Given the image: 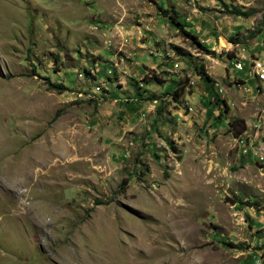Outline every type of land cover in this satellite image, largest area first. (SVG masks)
Returning a JSON list of instances; mask_svg holds the SVG:
<instances>
[{"label":"rangeland","instance_id":"1","mask_svg":"<svg viewBox=\"0 0 264 264\" xmlns=\"http://www.w3.org/2000/svg\"><path fill=\"white\" fill-rule=\"evenodd\" d=\"M263 17L0 0V264H264V162L243 153L264 157Z\"/></svg>","mask_w":264,"mask_h":264},{"label":"trees","instance_id":"2","mask_svg":"<svg viewBox=\"0 0 264 264\" xmlns=\"http://www.w3.org/2000/svg\"><path fill=\"white\" fill-rule=\"evenodd\" d=\"M224 5V11L228 14L231 15H235V16H248V12L246 11H242L239 8H231L229 9L227 7V5L225 3H223ZM161 6V5H159ZM163 10L164 13H166V9H164L163 7H159ZM172 10V14L171 17H169L168 21L170 24H172L173 26H175L176 29H178V31H180L181 33H183L184 35H186L187 37H190V39H192L196 44H198L200 46V41L198 40V37L191 33L187 28L189 27L188 24L185 22V20L181 19L179 20V14L176 10H174L173 7H170ZM262 22H264V17L262 18ZM203 46V45H201ZM235 59H233L234 61ZM243 64V62H242ZM244 65V64H243ZM197 74L200 78V80L202 82L205 83H212V78L209 77V75L204 71L202 65L198 68L197 70ZM238 82H243L242 79H238ZM160 82V81H159ZM48 85L50 88H54V89H58V90H62V88L59 87V84L55 83V82H48ZM183 86H177L170 94L172 96L173 99H178L181 94L183 93ZM213 103L218 104V107L220 109V111H228V106L226 105L224 100H218V99H214ZM160 110V109H159ZM160 113V112H159ZM220 113V112H219ZM221 114V113H220ZM230 127H231V131H233L234 136H238L240 135L245 129H246V125L243 119H232L230 122ZM171 148L174 149V147L171 145ZM123 185H125V183L123 182ZM125 188V187H124ZM250 204V203H249ZM254 204V203H253ZM253 204H251L250 206H254ZM225 245L227 246H234L233 243L231 242H226V241H222ZM240 245H237L236 247H239Z\"/></svg>","mask_w":264,"mask_h":264},{"label":"built area","instance_id":"3","mask_svg":"<svg viewBox=\"0 0 264 264\" xmlns=\"http://www.w3.org/2000/svg\"><path fill=\"white\" fill-rule=\"evenodd\" d=\"M235 59H237V58H235ZM233 68L236 69V70H241L243 68L242 62L240 61V67H233ZM243 153H245V154H251L252 156H255V158H256V160L258 162H264V157H258V153L250 152L249 147H244L243 148ZM255 264H259V263L256 262Z\"/></svg>","mask_w":264,"mask_h":264},{"label":"bare ground","instance_id":"4","mask_svg":"<svg viewBox=\"0 0 264 264\" xmlns=\"http://www.w3.org/2000/svg\"><path fill=\"white\" fill-rule=\"evenodd\" d=\"M234 67H240V62L239 61H235ZM259 75H260V78H264V74L263 73H260Z\"/></svg>","mask_w":264,"mask_h":264}]
</instances>
